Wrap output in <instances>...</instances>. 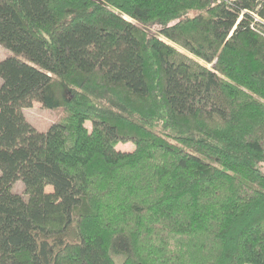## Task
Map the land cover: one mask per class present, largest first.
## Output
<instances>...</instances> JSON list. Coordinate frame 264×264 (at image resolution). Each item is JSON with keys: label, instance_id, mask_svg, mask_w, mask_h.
I'll return each instance as SVG.
<instances>
[{"label": "trees", "instance_id": "trees-1", "mask_svg": "<svg viewBox=\"0 0 264 264\" xmlns=\"http://www.w3.org/2000/svg\"><path fill=\"white\" fill-rule=\"evenodd\" d=\"M0 45V264H264V0H0Z\"/></svg>", "mask_w": 264, "mask_h": 264}, {"label": "rangeland", "instance_id": "rangeland-1", "mask_svg": "<svg viewBox=\"0 0 264 264\" xmlns=\"http://www.w3.org/2000/svg\"><path fill=\"white\" fill-rule=\"evenodd\" d=\"M174 45H176V47L179 48L181 51H184L187 54L191 55L186 49H184L183 47H181L177 43L176 44L174 43ZM9 52L10 51L7 48H4L3 46L0 45V59L5 58L7 56V54H9ZM195 59H197L201 63L207 65L208 67H211V65H212V64L207 63L206 61H204L201 58L195 57ZM1 82H2V79L0 78V84H1ZM24 113H25L26 117L28 118V120L34 126H36L38 129H41V130L47 129L48 126L55 120V118L57 116V111L44 108L41 105V103L38 101H34L32 106L25 108ZM87 126L90 127L91 123L87 122ZM118 148L131 151L135 148V146L132 142H127V143H119ZM47 189H50V187H48ZM13 190L15 192L22 194L25 198L27 197V195L24 192V183L21 180H18L15 182Z\"/></svg>", "mask_w": 264, "mask_h": 264}, {"label": "built area", "instance_id": "built-area-1", "mask_svg": "<svg viewBox=\"0 0 264 264\" xmlns=\"http://www.w3.org/2000/svg\"><path fill=\"white\" fill-rule=\"evenodd\" d=\"M255 19L256 20H261V18L257 14H255Z\"/></svg>", "mask_w": 264, "mask_h": 264}]
</instances>
